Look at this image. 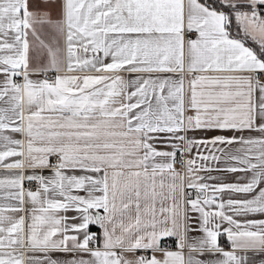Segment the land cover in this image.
Here are the masks:
<instances>
[{
	"label": "snow or ice",
	"instance_id": "obj_1",
	"mask_svg": "<svg viewBox=\"0 0 264 264\" xmlns=\"http://www.w3.org/2000/svg\"><path fill=\"white\" fill-rule=\"evenodd\" d=\"M0 264H264V0H0Z\"/></svg>",
	"mask_w": 264,
	"mask_h": 264
},
{
	"label": "crops",
	"instance_id": "obj_2",
	"mask_svg": "<svg viewBox=\"0 0 264 264\" xmlns=\"http://www.w3.org/2000/svg\"><path fill=\"white\" fill-rule=\"evenodd\" d=\"M222 243H224L223 238H222ZM224 246L227 248L228 245L225 243Z\"/></svg>",
	"mask_w": 264,
	"mask_h": 264
}]
</instances>
